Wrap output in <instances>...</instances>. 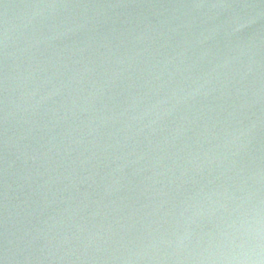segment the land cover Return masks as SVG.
<instances>
[{"label":"water","instance_id":"obj_1","mask_svg":"<svg viewBox=\"0 0 264 264\" xmlns=\"http://www.w3.org/2000/svg\"><path fill=\"white\" fill-rule=\"evenodd\" d=\"M0 264H264V0H0Z\"/></svg>","mask_w":264,"mask_h":264}]
</instances>
